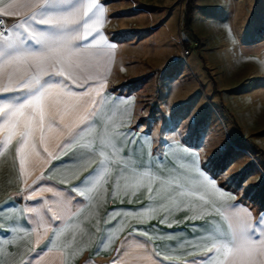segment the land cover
Returning a JSON list of instances; mask_svg holds the SVG:
<instances>
[{"label":"crops","instance_id":"1","mask_svg":"<svg viewBox=\"0 0 264 264\" xmlns=\"http://www.w3.org/2000/svg\"><path fill=\"white\" fill-rule=\"evenodd\" d=\"M98 3L105 13L99 31L88 42L103 35L112 47L99 46L100 55L93 57L94 66L86 73L90 76L88 87L102 85L99 95L92 93L97 115L86 122L87 127L80 125L82 135L75 140L67 135L56 139L55 133L46 131V143L40 144L37 132L35 151L26 147L22 153L23 175L18 138L5 147L0 134V264H37L41 257L43 264H113L114 260L117 264H202L211 246L208 237L228 231L229 222L216 209L225 211L227 205L234 204L250 211L254 224L264 209L257 210L222 186L204 166L199 148L182 139L164 137L158 141L156 132L139 128L135 94L108 91L112 74L122 67L118 64L121 56L118 42L107 30L106 6L102 0ZM4 18L11 27L22 17ZM256 47L258 51L253 46L247 55L249 66L242 67L241 76L237 67L229 82L230 112H264V39ZM118 71L122 74L123 70ZM70 87L82 91L78 85ZM15 95L0 94L9 99ZM73 119V114L65 116L66 123ZM65 144L71 145L67 154L61 151ZM45 146L53 157L44 151ZM142 173L147 175L141 178ZM101 175L103 179H99ZM208 180L232 199L225 204ZM28 185L32 187L24 191ZM45 187L62 195L39 194ZM72 187L86 190L85 197L71 192ZM33 192L38 193L36 199H27ZM60 201L70 202L73 214L70 219L51 220L52 214L43 206ZM32 207L44 212L46 234L44 227L37 226L36 214L27 211ZM65 224L67 229L55 236L53 230ZM259 230L264 231V226ZM40 237L43 239L37 243Z\"/></svg>","mask_w":264,"mask_h":264},{"label":"rangeland","instance_id":"2","mask_svg":"<svg viewBox=\"0 0 264 264\" xmlns=\"http://www.w3.org/2000/svg\"><path fill=\"white\" fill-rule=\"evenodd\" d=\"M188 1L102 0L123 70L116 69L107 89L135 94L139 128L156 132L158 141L182 139L199 148L218 180L257 209L264 112H230L227 96L234 70L242 75L247 55L264 39V0H194L191 29ZM145 74L151 75L138 88L124 84ZM228 148V163L215 167V156Z\"/></svg>","mask_w":264,"mask_h":264},{"label":"snow or ice","instance_id":"3","mask_svg":"<svg viewBox=\"0 0 264 264\" xmlns=\"http://www.w3.org/2000/svg\"><path fill=\"white\" fill-rule=\"evenodd\" d=\"M104 13L105 9L98 0H0V94H17L12 99L0 96V134H3L5 147L18 138L17 152L21 154L22 175L23 150L28 147L35 151L37 132L40 133V144L46 143V131L55 133L56 139L67 135L75 140L82 135L80 125L87 127L86 122L97 115L94 107L97 101L92 93L99 95L102 85L88 87L90 76L86 73L94 66L93 57L100 55L99 46L111 48L112 45L103 35L91 42H88V38L99 31L98 25L102 24ZM3 17L22 18L7 27ZM70 85H78L82 91H73ZM20 93L24 95L21 97ZM69 114H73L74 119L66 123L65 116ZM56 146L60 147L59 144ZM70 147L65 144L62 153L67 154L66 150ZM44 151L48 152L47 146ZM48 155L53 157L52 152H48ZM140 175L143 178L147 173ZM103 178V175L99 177ZM207 184L225 204L232 199L214 182L208 180ZM31 187L28 185L24 191ZM70 191L79 197L86 195V190L78 187H72ZM149 191H152L151 187ZM44 192L58 197L62 195L51 187L39 189V194ZM37 194L33 192L27 199L35 200ZM69 204L60 201L55 205L46 203L43 207L52 214L51 220L61 221L70 219L73 214ZM27 211L36 214L37 226L44 227L46 234L49 229L45 227L47 221L42 209L32 207ZM216 211L229 222L228 231L208 237L211 246L207 247L202 264H264V231L259 230L264 226V214L254 224L251 212L234 204L227 205L225 211ZM112 219H115V215ZM67 227L65 224L63 228L53 230L54 235L58 237ZM20 231L28 234L25 229ZM40 239L43 237L37 243ZM52 244L55 247V240ZM208 253L216 255L209 257ZM37 264H43V257ZM113 264H117V261L114 260ZM120 264L123 262L120 261Z\"/></svg>","mask_w":264,"mask_h":264},{"label":"trees","instance_id":"4","mask_svg":"<svg viewBox=\"0 0 264 264\" xmlns=\"http://www.w3.org/2000/svg\"><path fill=\"white\" fill-rule=\"evenodd\" d=\"M194 0H189L186 6V11H185V26L189 29L192 28V14H193V8H194ZM151 74H145L141 77L135 78V79H130L127 80L124 84L125 85H130L132 87H140L145 81L149 79ZM232 148H228V151L225 152V154H220L215 156L214 158V166L217 168H224L226 163H228V156ZM204 166L206 169L209 170V166L205 164ZM215 176L216 174L213 173ZM244 175V174H243ZM245 176L242 177L244 179ZM242 182L239 181V183ZM264 182V179H263ZM221 185L225 186L228 189L230 188V185H228L225 181L220 182ZM264 185V184H263ZM253 200L256 203L257 210L261 211L264 209V187H262L261 191L255 195H253Z\"/></svg>","mask_w":264,"mask_h":264},{"label":"built area","instance_id":"5","mask_svg":"<svg viewBox=\"0 0 264 264\" xmlns=\"http://www.w3.org/2000/svg\"><path fill=\"white\" fill-rule=\"evenodd\" d=\"M3 19L5 20V25L7 26V27H9V25L7 24V22H6V19L3 17Z\"/></svg>","mask_w":264,"mask_h":264}]
</instances>
